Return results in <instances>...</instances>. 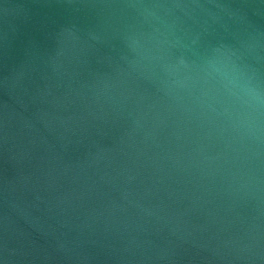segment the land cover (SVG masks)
<instances>
[{"label":"water","instance_id":"obj_1","mask_svg":"<svg viewBox=\"0 0 264 264\" xmlns=\"http://www.w3.org/2000/svg\"><path fill=\"white\" fill-rule=\"evenodd\" d=\"M0 264H264V0H0Z\"/></svg>","mask_w":264,"mask_h":264}]
</instances>
